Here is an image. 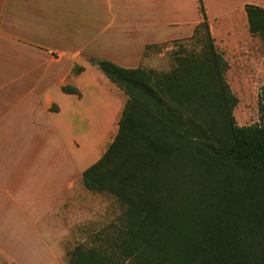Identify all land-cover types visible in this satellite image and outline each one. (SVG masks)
Masks as SVG:
<instances>
[{
	"label": "trees",
	"instance_id": "1",
	"mask_svg": "<svg viewBox=\"0 0 264 264\" xmlns=\"http://www.w3.org/2000/svg\"><path fill=\"white\" fill-rule=\"evenodd\" d=\"M198 4L202 20L173 40L179 50L168 71L90 59L127 101L81 180L113 196L123 215L115 236L75 245L67 264H264V124H237L229 64ZM244 12L248 31L264 34V8ZM187 42L197 47L183 49ZM258 105L264 114V85Z\"/></svg>",
	"mask_w": 264,
	"mask_h": 264
},
{
	"label": "rangeland",
	"instance_id": "2",
	"mask_svg": "<svg viewBox=\"0 0 264 264\" xmlns=\"http://www.w3.org/2000/svg\"><path fill=\"white\" fill-rule=\"evenodd\" d=\"M239 1L203 0V4L208 13L214 44L229 64L225 79L237 98L232 111L233 116L239 126L260 125L264 124V114H261L258 104L264 84L256 86L255 80L264 76V34H251L247 26L243 28ZM31 2L29 18L31 29H26L24 32L15 31L13 34L17 41L40 49L37 52L32 51L30 56L27 53L28 56L22 65L10 66V62L0 60L1 83L5 85L6 91V95L0 97V108L6 109L0 118V123L10 124L8 137L0 140V187H7L9 180L13 181L16 178L20 168L19 163H22L23 158L31 161L43 156L46 162L42 160V166L46 164L48 167L53 164L55 167L56 162L46 157L55 154L59 156L57 159L73 160L81 169L94 163L105 151L114 138L112 134L109 138L108 136L103 138L104 126L110 114L106 103L110 102L115 91L121 106L116 114L115 127L112 129V133L116 134L118 120L127 96L98 67L90 64L91 58L117 57L118 59L123 56L121 66H140L156 72H164L173 65L172 52L179 50V47L174 45V41L170 40L151 45L142 51L139 48L135 53L145 34L133 33L131 38L125 39L123 35L126 33L113 29H109L105 36L100 35V40L95 41L93 45L86 43L82 38L79 39V43L73 39L74 48L68 47L72 41L69 33L72 28L69 23L72 22L74 29L86 27L82 24L84 22L80 16L69 17L68 12L65 17L60 18L63 20L60 29L65 39H62L61 43H50L42 37V0ZM97 3L99 2H95L94 13L107 11L106 7L98 6ZM115 6L113 12L117 17H114L112 24L121 25L122 15L119 13L121 7L117 3ZM188 7L193 10L192 1ZM25 20L28 21L27 17ZM95 26L98 29L102 26V22H97ZM96 35L97 33L93 34ZM129 35L130 33L127 34L128 37ZM95 44L99 45L95 46ZM193 47H197L196 44L187 42L183 49L190 51ZM16 55L17 51H15ZM37 56L40 57L37 60L39 64H35L33 60ZM45 57L54 60L53 63L61 68L60 80L57 79L56 66H53V63L48 66V63L43 62ZM54 68L56 70L53 71ZM84 69L86 70L83 73ZM26 70L29 71V75L18 78ZM75 78L79 80L82 90L86 93L82 105L89 108L83 106L78 108L75 113L78 125L73 133L68 134L61 129L59 124L61 118H57L54 114L57 110L56 105L52 103L48 113L42 106L45 103L46 90L54 101L64 105L65 102L60 95L61 87L71 88V81ZM82 79L84 82L94 79L99 87L93 90L81 83ZM113 84L116 87L109 90L108 86H114ZM50 174H52L51 179H46L47 182L53 180V175L57 176L55 171H51ZM78 183L79 199L73 206L71 218L65 217L64 214L67 213L65 208H59L50 215L45 208H42L41 218L39 205L30 210L31 213L26 209V213L21 214L10 200L2 196L3 194L0 196L2 203L0 264H67L68 253L75 245L98 244L105 236L117 234L116 228H119L123 208L107 193L86 190L81 178ZM61 184L65 187V180L61 181ZM35 202L39 200L36 198Z\"/></svg>",
	"mask_w": 264,
	"mask_h": 264
},
{
	"label": "crops",
	"instance_id": "3",
	"mask_svg": "<svg viewBox=\"0 0 264 264\" xmlns=\"http://www.w3.org/2000/svg\"><path fill=\"white\" fill-rule=\"evenodd\" d=\"M31 1L32 0H0V60H5L7 63L10 62V66L22 65L26 56H28L27 53H29L30 56L32 51L37 52L40 49V47L38 48L37 46L21 43L22 41L20 40L17 41L13 34L15 31L24 32L26 29H31L29 21L31 16ZM96 1L99 2L97 3L98 6L103 5L106 7L107 11L100 14L94 13ZM124 1L126 4H124ZM191 1L194 4L192 11L188 7ZM115 3L121 7V11H119L122 15L120 18L121 25L112 24L114 17H117L116 13L113 12V9L116 7ZM246 4H254L264 8V0L239 1L240 12L243 15V28H245V26L248 28L244 12V6ZM66 12L70 15L69 17L72 15H74V17L80 16L84 22L82 24L86 25L85 28L74 29L72 22L69 23L72 28V31L69 32L72 41L68 47L74 48L73 39L79 43V39L82 38L86 40V43H91V45H93L95 41L100 40V35L105 36V33L109 31V29H113L120 33H126L123 35L125 39L131 38V34L133 33L145 34L144 39L138 44V49H136L135 53H137V50L139 51V48L140 51L144 50L146 45H156L170 40L188 38L192 35L196 25L202 20L199 12L198 0H42V37L46 41L48 40L50 43L63 42L62 39H65V35L60 29L63 26V20L60 18L65 17ZM106 13L108 16H104ZM206 15L208 19L207 12ZM25 17H27L28 21L25 20ZM97 22H102V26H99L98 29L95 28ZM209 25L211 26V24ZM96 33L97 35L93 36V34ZM129 33L130 37L127 36ZM90 34H92V36ZM104 36L101 38L103 39ZM96 45L99 44H95V46ZM15 51H17L16 56ZM122 57L123 56L118 59L117 57H113L108 60L123 65ZM38 58L40 59L39 56L33 59L35 64H39V62H37ZM53 61L54 60L46 57L43 60V62L48 63V66H50ZM54 63L52 65H55L57 70L55 68L52 70H56L57 79L60 80L62 70ZM27 70L18 78H23V75L26 77V74L29 75V71L27 72ZM85 70L86 69L83 70V73ZM44 75H47V71ZM255 81L256 86L263 85L264 76L257 77ZM71 83L72 86L78 90L79 94L64 93L60 90L61 99L65 102V104L62 105L61 102L54 101V99L48 95V90H46L45 103L42 106L43 110L48 113V109L52 103L56 105L57 110L54 114H56L57 118H61V121L59 120V124L62 127L61 129L68 134L73 133L72 131L78 125L77 114H75L78 108H89L88 106L82 105L86 93L82 90V85L79 80L75 78ZM81 83L91 87L93 90H97L99 87L94 79L85 82L82 79ZM108 87L109 90H111L112 87L116 86L109 85ZM116 94L117 93L114 91V95L111 97L110 102L106 103L110 114L104 126L103 138L106 136L109 138L110 134L114 137L115 134L112 133V129L115 127L114 122L116 120L117 111L121 108L120 99L119 97L117 98ZM4 95H6L5 85L1 83L0 77V97ZM4 109L5 108H0V118L2 117ZM9 127V123H0V140L8 137L10 132ZM46 157L47 159L48 157L52 158V161L56 162L55 167H53V164L48 167H46V164L42 166L43 161L46 159L43 156L37 159L34 158L31 161L24 160L23 158L22 163H19L20 168L16 178H14L13 181L10 179L7 187H0V196L3 194L2 196L10 200L14 207H16V210L21 214H25L26 209L32 211L36 205H39L41 208L39 216L41 218L42 208H45L49 215L59 208H65L67 209V213L65 212L64 214L65 217L71 218L73 216V206L79 199L78 182L81 178L82 171L86 167L80 169L73 160L67 159V161H64L62 159H57L59 156L55 154ZM31 162H33L32 166H30ZM51 171H55L57 176L53 175V180L47 182L46 179H51ZM63 180H65V187L61 184ZM36 198L39 200L37 203L35 202ZM1 205L2 203L0 201V207Z\"/></svg>",
	"mask_w": 264,
	"mask_h": 264
}]
</instances>
